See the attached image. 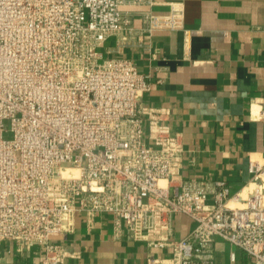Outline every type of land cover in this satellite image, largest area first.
<instances>
[{"label": "built area", "instance_id": "built-area-1", "mask_svg": "<svg viewBox=\"0 0 264 264\" xmlns=\"http://www.w3.org/2000/svg\"><path fill=\"white\" fill-rule=\"evenodd\" d=\"M137 1L0 0V243L64 263L75 253L57 236L85 211L112 215L118 236L125 224L134 240L171 246L172 264H217V238L264 264V162L250 164L241 207L226 180L183 178L182 134L143 100L149 75L102 50L181 26L176 11L147 12L135 28L122 7ZM178 214L196 225L173 240Z\"/></svg>", "mask_w": 264, "mask_h": 264}, {"label": "crops", "instance_id": "crops-1", "mask_svg": "<svg viewBox=\"0 0 264 264\" xmlns=\"http://www.w3.org/2000/svg\"><path fill=\"white\" fill-rule=\"evenodd\" d=\"M122 9L142 29L147 12L181 16L177 29L145 32L125 43L111 37L105 56L128 57L150 77L149 106L167 107L166 120L183 137V178H221L232 206H244L254 185L252 162H264V0H138ZM196 225L178 214L173 240ZM75 255L61 264H172L171 246L152 247L123 232L115 234L112 215L69 216L57 236ZM217 264H250L241 248L217 238ZM231 252L235 253L232 260ZM41 245L0 243V264H35Z\"/></svg>", "mask_w": 264, "mask_h": 264}]
</instances>
